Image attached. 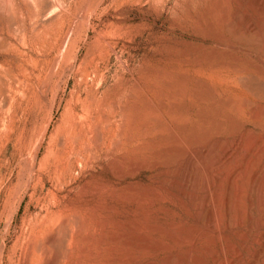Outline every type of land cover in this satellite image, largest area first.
I'll return each mask as SVG.
<instances>
[{
    "label": "rangeland",
    "instance_id": "obj_1",
    "mask_svg": "<svg viewBox=\"0 0 264 264\" xmlns=\"http://www.w3.org/2000/svg\"><path fill=\"white\" fill-rule=\"evenodd\" d=\"M255 148L264 0H0V264H247L264 218L208 216Z\"/></svg>",
    "mask_w": 264,
    "mask_h": 264
},
{
    "label": "bare ground",
    "instance_id": "obj_2",
    "mask_svg": "<svg viewBox=\"0 0 264 264\" xmlns=\"http://www.w3.org/2000/svg\"><path fill=\"white\" fill-rule=\"evenodd\" d=\"M252 145H250V146L253 147ZM224 151L226 152V150H224ZM228 153H230V150H229ZM228 153L226 152L225 155H227ZM227 157H229V156H227ZM243 159H244V162H245L244 165H242L240 167H237V169H233L231 171H227V173L225 175L222 174L220 176L214 177L215 183L218 184V186L216 188H217V191H218L217 194H218L219 199L217 200V202H215L213 200L214 203L212 204L211 209L209 208L210 209V213H209V216H208L209 217L208 225H209L210 228H213V229H219L220 228V211H221L220 208L223 207V206L226 207V209L228 211V214H229L231 219H234L235 217H238V222L236 223V225H233V226H236V227L237 226H239V227L245 226V222L248 219H252L253 218L252 215H254L255 213L258 215L257 218L255 217L256 218L255 222L257 223V225H261L262 222H263V218H264V150L263 149L262 150H257V149L256 150H250L244 156ZM207 170H208V168H207ZM184 173H186V172H184ZM212 174L214 175V173H212ZM190 177H191L190 173L187 172L185 177H184V181H183V183H185V185L187 187H189L188 182H189V178ZM209 178L210 177L207 178V181H209ZM175 180H177V179L175 178ZM175 180H173V181H175ZM170 182H172V181L170 180ZM225 183L228 185V196L226 198H224L222 196V194H221V190H222V188H223ZM171 184H173V183H171ZM205 185H207V183ZM184 192H186V191H184ZM206 195L207 194H205V197H206ZM207 197L209 198L208 195H207ZM205 205H207V203L206 202H202V203H199L197 206H195L197 208V210H198L196 212L198 213L197 217H198L199 220L202 218V216H201L202 215V210H204L203 208H204ZM242 234H244V233H242ZM194 240H196V239H194ZM64 241H67V240H64ZM258 241H260V240H258ZM58 245L56 247H62V245L61 246H58ZM64 247H62L63 249L60 248V250L61 249L64 250L65 249ZM60 250H58L59 251L58 252L57 249H56V251L58 252L56 254L57 256L55 255L56 256V258H55L56 261L55 260H54V262L51 261V263H49V264H55V262H57V260H60V258L63 257V256H61V254L63 255V253H61ZM216 253H217V251H216ZM234 254H235V252H234ZM255 254L256 255L254 256V258L252 260H250L247 264H261V263L264 262V244H263V248H261ZM213 255L215 256V254H213ZM232 259H230V260H232ZM169 260H170V257H169ZM172 260H170V261H172ZM248 260H249V258H248ZM182 264H184V263H182ZM224 264H227V263L224 262ZM244 264H245V262H244Z\"/></svg>",
    "mask_w": 264,
    "mask_h": 264
}]
</instances>
